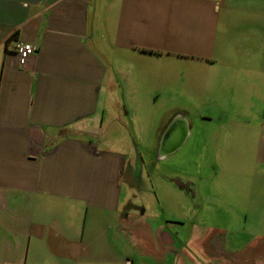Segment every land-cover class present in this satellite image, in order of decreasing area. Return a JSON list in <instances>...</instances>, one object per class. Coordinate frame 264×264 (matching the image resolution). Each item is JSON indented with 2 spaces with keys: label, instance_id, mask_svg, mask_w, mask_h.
I'll use <instances>...</instances> for the list:
<instances>
[{
  "label": "crops",
  "instance_id": "0c3cea01",
  "mask_svg": "<svg viewBox=\"0 0 264 264\" xmlns=\"http://www.w3.org/2000/svg\"><path fill=\"white\" fill-rule=\"evenodd\" d=\"M219 8V0H0V264H264L255 242L248 263L220 234L190 232L194 240L180 244L139 221L123 194L129 154L100 139L113 108L124 122L139 90L134 59L211 57ZM18 40L38 47L23 66ZM91 215L107 246L85 240Z\"/></svg>",
  "mask_w": 264,
  "mask_h": 264
},
{
  "label": "rangeland",
  "instance_id": "374dc122",
  "mask_svg": "<svg viewBox=\"0 0 264 264\" xmlns=\"http://www.w3.org/2000/svg\"><path fill=\"white\" fill-rule=\"evenodd\" d=\"M219 4L212 56L134 59L139 90L124 122L113 108L100 139L129 154L128 212L174 232L180 244L193 239L190 232L220 234L249 263L251 244L264 249V0ZM180 111L192 131L158 157L161 129ZM92 217L85 240L107 246L102 222Z\"/></svg>",
  "mask_w": 264,
  "mask_h": 264
},
{
  "label": "water",
  "instance_id": "95a60500",
  "mask_svg": "<svg viewBox=\"0 0 264 264\" xmlns=\"http://www.w3.org/2000/svg\"><path fill=\"white\" fill-rule=\"evenodd\" d=\"M184 121H185L184 127H180V126L177 127L176 126L177 124H175V128L172 130L174 134L171 133L170 142L165 146L160 147V150L158 152V157H164L170 153L175 152L186 141V139L190 134L189 133L190 129L188 127V123H186L187 121L186 120Z\"/></svg>",
  "mask_w": 264,
  "mask_h": 264
},
{
  "label": "flooded vegetation",
  "instance_id": "af4514ba",
  "mask_svg": "<svg viewBox=\"0 0 264 264\" xmlns=\"http://www.w3.org/2000/svg\"><path fill=\"white\" fill-rule=\"evenodd\" d=\"M184 120L187 121L186 123H188V127L190 129L191 125L188 122V119L186 118V116L181 111L176 113L173 116V118L169 122H167L165 126H163V128L161 129V132H160V134L158 136L159 137L158 145L155 148V150L157 151V152L155 151L157 153V156H158V152L160 150V147L161 146H165L166 144H168L170 142L171 133L174 134L172 130L175 128V124H177L176 125L177 127L178 126L184 127L185 126V121Z\"/></svg>",
  "mask_w": 264,
  "mask_h": 264
},
{
  "label": "built area",
  "instance_id": "2783aa9c",
  "mask_svg": "<svg viewBox=\"0 0 264 264\" xmlns=\"http://www.w3.org/2000/svg\"><path fill=\"white\" fill-rule=\"evenodd\" d=\"M16 51L20 65H25L28 59L37 51V44L31 41L18 40L16 43Z\"/></svg>",
  "mask_w": 264,
  "mask_h": 264
}]
</instances>
